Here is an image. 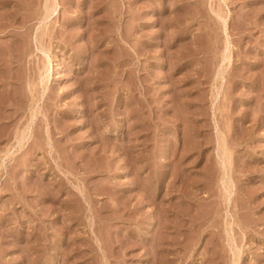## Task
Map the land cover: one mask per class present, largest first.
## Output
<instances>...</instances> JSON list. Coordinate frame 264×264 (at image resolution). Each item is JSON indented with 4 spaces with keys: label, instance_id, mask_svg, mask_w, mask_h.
Returning a JSON list of instances; mask_svg holds the SVG:
<instances>
[{
    "label": "rangeland",
    "instance_id": "obj_1",
    "mask_svg": "<svg viewBox=\"0 0 264 264\" xmlns=\"http://www.w3.org/2000/svg\"><path fill=\"white\" fill-rule=\"evenodd\" d=\"M0 264H264V0H0Z\"/></svg>",
    "mask_w": 264,
    "mask_h": 264
},
{
    "label": "bare ground",
    "instance_id": "obj_2",
    "mask_svg": "<svg viewBox=\"0 0 264 264\" xmlns=\"http://www.w3.org/2000/svg\"><path fill=\"white\" fill-rule=\"evenodd\" d=\"M46 80H47V79L45 78V82H46Z\"/></svg>",
    "mask_w": 264,
    "mask_h": 264
}]
</instances>
